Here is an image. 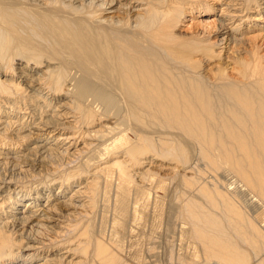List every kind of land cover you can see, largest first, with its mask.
Returning <instances> with one entry per match:
<instances>
[{
	"label": "bare ground",
	"instance_id": "bare-ground-1",
	"mask_svg": "<svg viewBox=\"0 0 264 264\" xmlns=\"http://www.w3.org/2000/svg\"><path fill=\"white\" fill-rule=\"evenodd\" d=\"M263 28L264 0H0V264H133L81 224L159 177L199 194L171 210L202 261L164 264H264L220 179L264 204Z\"/></svg>",
	"mask_w": 264,
	"mask_h": 264
},
{
	"label": "rangeland",
	"instance_id": "rangeland-1",
	"mask_svg": "<svg viewBox=\"0 0 264 264\" xmlns=\"http://www.w3.org/2000/svg\"><path fill=\"white\" fill-rule=\"evenodd\" d=\"M254 22L260 24V21H254ZM258 29H259V26L255 25L254 30H258ZM219 59H220V57L218 59H215V60H210L208 63H209V65L217 64L219 67H222V66H225L228 64V63L223 64V60H219ZM9 62L11 63V68H13L15 65L11 62V60ZM199 167H202L201 169H204L202 165ZM204 171L208 172L206 169H204ZM206 172H204L205 174L204 173H201V174H204L205 177H208V179L209 178L211 179L212 176H209V173H207L208 174L207 175ZM212 174H214V173L213 172L210 173V175H212ZM228 175L229 176L224 175L223 177H221L220 175H218V176H220L222 186H224L225 189H229L232 192V194L231 193L229 194V197L231 198L233 196L231 200L234 201V203H236V205H238V207L240 208V210H242V212L244 214L246 213L245 215H248V217L250 219H254V221L264 231V204L261 201H258L259 199L257 197H255L253 195V193L250 192V190L248 191V189H246V187H245V193L250 192L251 194L248 193L249 194L248 195V194L244 193L245 195L243 196L244 185L241 182V180H239L238 177H236L235 175H233L231 173H229ZM202 177L204 179V176H202ZM202 177H201V181H202ZM159 178H160L159 181H157V180L155 181V182H157V186L159 187V185L161 186V184L164 181H167L168 182L167 186L169 188L164 186V185H166L167 182H165V184L163 183V185H162L163 187L161 186V188L160 187L157 188L156 185H154V182L153 183L150 182L151 186L148 185L145 187V189L148 187L152 190L146 189L144 191L139 192L140 194H138V195H136L134 192H131L132 195L133 194L134 195L132 197L129 196L130 197L129 202H131V204H133V203L136 204L137 202L140 203V204L137 203L136 205L134 204L135 205V214H136L135 216L132 213V211L130 212L129 216L126 215L125 213L124 214L126 215V217H124L122 215L119 216L120 214L118 212H116L117 208H115L116 207L114 204L115 202L113 201L114 199H117L120 196V195L119 196L117 195L119 192L117 191L118 192L117 193V192H115V190H109V187H106L104 195L101 194V196L103 195L102 197L104 198V200L102 197H99L100 200H99V198L96 200V203H98L97 207H99V209H97V211L94 214H92L90 216V218H88L89 220L85 219L82 222L81 226L84 227L86 225L85 226V229L87 227L86 232L87 233L89 232L91 238L95 239L98 236L106 244L110 243L114 247L117 246L116 247V249H118L117 251L119 253L121 252L119 255L123 258H126V260H128L129 263H133L132 261H134L133 264H137V263H139V260L141 262L145 258L150 256L151 254H154L155 257H153V258H154L155 264H164L171 256L175 259L178 256L177 254H179V253H181L182 254L181 256L185 257L186 259H189L191 257L190 260L202 261L199 257L194 256V254L191 256V253L194 252L193 250H195V248H199V246L195 242H193V240H190V238H186L187 236H185L183 238L179 237L180 233L177 230H179L178 226H180L179 224L181 223L182 219L180 220V218H176L178 212L173 210V209L171 210V207L174 208L173 206H171L174 204V203L172 204V202H177V200H176L177 197H178V199H180L183 196H185L186 193H187V195L193 196V194L195 192L190 194V193L184 191V193H183V189H180V188H182L181 183L177 182L176 180H173V182H172L170 180V179H172L171 177L169 179L166 177H163V178L159 177ZM226 178H227V181H226ZM163 179H164V181H163ZM208 179H206V180H208ZM199 181H200V179H199ZM231 181L234 184L230 183ZM228 183H230V184H228ZM240 186H243V187H241L242 192H241V189H239ZM164 187L167 191L164 189ZM162 188L164 190H162ZM236 189H239L240 191L233 193V190H236ZM222 191H223V189H222ZM114 193H116V194H114ZM143 193L149 194L148 197H150V198H148V197H147V199H144V197L141 198L140 196ZM22 195H23L22 197L23 198L25 197L26 199L29 197V195L27 193H23ZM250 195H251V198H252V196H253V198L248 200L250 198ZM134 196L137 197L135 199L136 201L138 200L137 202L134 200V198H135ZM179 196H180V198H179ZM196 196L199 197V194L195 195L194 197H196ZM245 196H247V198ZM254 198H257L258 200L255 201ZM200 199L201 198H198L197 201L203 202L202 204L204 205L205 200H200ZM118 200H119V198H118ZM131 200H134V201L132 202ZM148 200H149V202H145ZM252 200L254 202H252ZM101 202L104 204H102ZM259 203H260V205H259ZM206 204L207 203L205 202L204 206L208 205V204L207 205ZM114 208H115V210H114ZM170 210L173 212H171ZM117 213H118V216H116ZM169 215H171V218H169ZM120 217L121 218L124 217L123 220ZM219 217H220V215H219ZM176 219L179 221H176ZM135 220H137V221H135ZM178 222H179V224H177ZM87 224H88V226H87ZM123 227H125V228H123ZM124 229H127V230L129 229L131 232L129 234H126L125 232H127V230L125 231ZM89 234H87V235H89ZM184 238L186 240H184ZM188 239H189V242H188ZM183 240H184V242H183ZM180 242H182V244L183 243H186V244L182 245ZM189 243H190V245H189ZM178 246L179 247L181 246L182 249L179 248ZM193 247H194V249H193ZM248 247L246 246L245 243H240V248H242L243 250H246V253L249 256L248 258L251 259L252 258V256L250 255L251 249ZM189 248H190V250H189ZM178 251H181V252H178ZM250 261L251 260L248 261V264H253ZM220 262H224V261H220ZM222 264H231V263L224 262Z\"/></svg>",
	"mask_w": 264,
	"mask_h": 264
}]
</instances>
